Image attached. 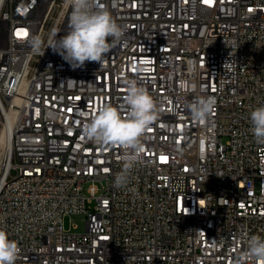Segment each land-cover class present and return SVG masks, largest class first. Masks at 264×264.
Masks as SVG:
<instances>
[{
  "label": "built area",
  "instance_id": "2783aa9c",
  "mask_svg": "<svg viewBox=\"0 0 264 264\" xmlns=\"http://www.w3.org/2000/svg\"><path fill=\"white\" fill-rule=\"evenodd\" d=\"M49 2L0 0V229L17 242L15 264H233L264 237V145L249 119L264 104V0H97L126 26V43L77 68L47 48L53 30H68L69 0L46 54L21 31L11 37L27 49L4 42L16 20L39 37ZM126 79L159 114L118 189L131 150L81 129L105 104L127 114ZM199 95L216 99L207 121L188 109ZM73 214L85 217L81 234L63 228Z\"/></svg>",
  "mask_w": 264,
  "mask_h": 264
},
{
  "label": "clouds",
  "instance_id": "9594fccd",
  "mask_svg": "<svg viewBox=\"0 0 264 264\" xmlns=\"http://www.w3.org/2000/svg\"><path fill=\"white\" fill-rule=\"evenodd\" d=\"M69 3L72 11L67 22L68 30L62 36L53 30V38L48 41L47 48L57 51L73 68L83 67L85 62H99L102 65L111 48L119 43H126V26L118 23L107 7L99 6L97 0H69ZM29 43L40 53L43 46L40 37H32ZM124 83L127 91V114L122 115L117 108L105 104L81 129L82 136L87 141L100 146L120 145L131 150L132 154L114 177L113 186L118 189L130 184L131 173L143 151L141 138L159 114L157 102L136 79H126ZM215 104L214 96H197L188 105L191 118L197 122L207 121ZM249 119L250 132L255 142L264 145V104L251 110ZM18 254L17 242L10 240L8 233L0 229V264H15ZM249 261L264 264V237L251 236L247 241L246 251L233 264H248Z\"/></svg>",
  "mask_w": 264,
  "mask_h": 264
},
{
  "label": "bare ground",
  "instance_id": "6f19581e",
  "mask_svg": "<svg viewBox=\"0 0 264 264\" xmlns=\"http://www.w3.org/2000/svg\"><path fill=\"white\" fill-rule=\"evenodd\" d=\"M64 2L65 0H53L52 3L49 2L51 3V5L49 7V10H48V13L45 19V23L39 33V37L42 40L51 22L55 18V15L58 13L59 8L62 7ZM3 12H11V5H3ZM20 31H21V34H28L27 35L28 44H30L29 41L31 40L32 37L38 36V27H31L30 31H28V27H25V20H16V21H12L8 23V26H7L8 35H4V42H11V46H13L14 49H27V42L20 41L19 37H11V35H18ZM43 50H44V54H46V47H42L40 53H37V54H43ZM12 119H13V113L6 114L5 126L6 125L9 126ZM1 137H2V128L0 125V149L4 144L3 139H1Z\"/></svg>",
  "mask_w": 264,
  "mask_h": 264
},
{
  "label": "rangeland",
  "instance_id": "374dc122",
  "mask_svg": "<svg viewBox=\"0 0 264 264\" xmlns=\"http://www.w3.org/2000/svg\"><path fill=\"white\" fill-rule=\"evenodd\" d=\"M65 231L81 234L85 228V217L82 214L68 215L63 218Z\"/></svg>",
  "mask_w": 264,
  "mask_h": 264
}]
</instances>
